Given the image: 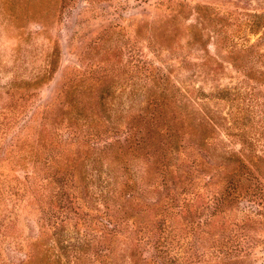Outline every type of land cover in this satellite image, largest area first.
<instances>
[{"label":"rangeland","instance_id":"374dc122","mask_svg":"<svg viewBox=\"0 0 264 264\" xmlns=\"http://www.w3.org/2000/svg\"><path fill=\"white\" fill-rule=\"evenodd\" d=\"M263 161L264 0H0V264H264Z\"/></svg>","mask_w":264,"mask_h":264},{"label":"trees","instance_id":"16d2710c","mask_svg":"<svg viewBox=\"0 0 264 264\" xmlns=\"http://www.w3.org/2000/svg\"><path fill=\"white\" fill-rule=\"evenodd\" d=\"M202 145H203V144H202ZM206 149H209V148H207V146H206ZM258 160H259V159H258ZM234 162L239 163V162H241V160H240L239 158L235 157ZM263 162H264V161H263Z\"/></svg>","mask_w":264,"mask_h":264}]
</instances>
